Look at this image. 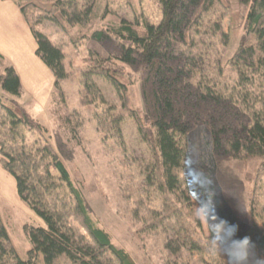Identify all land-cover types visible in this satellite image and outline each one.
Here are the masks:
<instances>
[{"label": "trees", "instance_id": "obj_1", "mask_svg": "<svg viewBox=\"0 0 264 264\" xmlns=\"http://www.w3.org/2000/svg\"><path fill=\"white\" fill-rule=\"evenodd\" d=\"M98 1L15 0L37 42L36 55L55 77L52 96L62 100L61 82L76 80L84 102L104 106L105 139L116 132L121 135L122 122L134 120L138 139L149 153L148 164L139 170L140 184L131 179L133 174L127 175L135 197L134 217L142 231L171 233L176 240L170 238L168 246L175 255L183 247L203 252L211 234L203 233L184 172L190 162V132L204 125L219 155L259 157L264 163V99L258 106L252 90L256 79L264 77V0H237L244 11V33L227 61L237 74L231 87L221 81L220 63L211 71L207 52L200 48L204 39L198 38L207 27L222 30L221 20L230 11L227 0H157L163 13L158 24L122 19L114 28L84 34L100 42L118 40L120 49L114 57L90 51L86 65L74 74L65 64L64 51L40 26L52 23L64 32L72 27L86 30ZM126 65L139 67L147 76L150 100L144 117L128 106L126 92L133 79L124 71ZM102 82L113 87L119 105L108 101ZM23 96L16 67L0 54V164L15 176L19 198L42 220L23 227L30 242L24 259L0 211V264H137L92 217L49 130L20 102ZM27 132L38 134L32 143ZM258 206L252 198V212L263 225L254 223L244 237H252L249 245L264 261V215L256 211Z\"/></svg>", "mask_w": 264, "mask_h": 264}, {"label": "rangeland", "instance_id": "obj_2", "mask_svg": "<svg viewBox=\"0 0 264 264\" xmlns=\"http://www.w3.org/2000/svg\"><path fill=\"white\" fill-rule=\"evenodd\" d=\"M227 2L230 11L221 20L222 30L213 32V26H210L207 27V32L205 34L202 32L198 38L204 39L205 43L201 44L200 48L207 52L206 58L211 71L220 63L224 68L221 81L231 87L236 84L237 74L227 61L243 36L244 11L237 0ZM162 15L157 0H101L97 2L91 23L86 30L72 27L64 32L52 23H44L40 29L54 44L61 47L65 53L67 68L76 74L77 69L86 65L90 51L103 57H114L120 49L118 40L100 42L85 37L84 34L90 35L96 30L114 28L122 19L134 23L147 19L158 24L162 20ZM125 69L124 71L133 79L126 92L128 106L137 115L144 117L149 109L150 100V86L145 81L147 76L139 67L126 65ZM101 84L108 101L119 105V97L113 87L106 82ZM61 87L64 94L62 100L51 96L47 105H41L23 96L20 102L47 127L74 183L83 191L92 217L100 227L110 233L116 246L127 250L137 264L264 263L255 256L250 245L247 255L241 256L235 249L228 248L223 243L219 248L213 249L210 240L207 242L209 248L203 252L183 247L178 255H175L171 246H168L170 238L175 239V236L171 237V233L161 229L143 232L142 224L134 217L135 197L130 190L132 186L130 187L128 183L131 181L127 175L133 174L131 179L140 184L142 176L139 170L142 171L144 165L148 164L149 153L138 139L134 120L129 118L122 122L121 135L116 132L114 138L105 139L104 123H101V119L106 118L102 112L104 106L88 105L84 102L79 94V86L72 78L63 80ZM252 90L255 91L254 97L258 98L257 105L261 106V98L264 99V77L256 79ZM96 112L99 114L98 117ZM117 114L118 110L112 112V118ZM190 134V162L184 172L192 198L200 194L202 185L210 184L215 190V202L220 205V211L228 216L231 222L241 226L238 233L241 238L254 223L262 226V219L252 212V198L255 197L259 202L256 211L264 215L262 159L219 155L209 143L210 132L204 125L193 127ZM37 136L36 133L27 132V138L31 143ZM194 203L202 220L203 233L208 236L210 234L208 224L213 217L204 219L205 214L195 200ZM200 203L203 204L205 201L201 200ZM0 211L18 254L25 259L30 242L24 234L23 227L27 223L38 225L42 220L19 198L15 176L1 164ZM209 211L214 212L215 209Z\"/></svg>", "mask_w": 264, "mask_h": 264}, {"label": "crops", "instance_id": "obj_3", "mask_svg": "<svg viewBox=\"0 0 264 264\" xmlns=\"http://www.w3.org/2000/svg\"><path fill=\"white\" fill-rule=\"evenodd\" d=\"M37 47L15 0H0V54L16 67L24 96L47 105L54 90L55 77L36 55Z\"/></svg>", "mask_w": 264, "mask_h": 264}, {"label": "clouds", "instance_id": "obj_4", "mask_svg": "<svg viewBox=\"0 0 264 264\" xmlns=\"http://www.w3.org/2000/svg\"><path fill=\"white\" fill-rule=\"evenodd\" d=\"M197 206L205 214L204 219L213 217L209 221L208 227L210 231V246L213 249L219 248L220 244L227 246L228 248L235 249L236 253L241 256H245L248 253V245L252 240L251 236H245L241 238L238 233L241 226L235 222H231L229 217L220 211V205L215 202V190L210 184L202 185L200 194L193 198ZM203 200L205 203L201 204ZM209 209H215L214 212H210ZM219 233V235H217Z\"/></svg>", "mask_w": 264, "mask_h": 264}]
</instances>
